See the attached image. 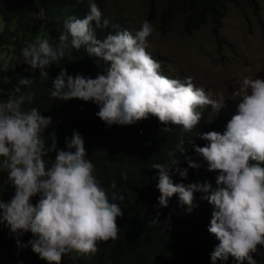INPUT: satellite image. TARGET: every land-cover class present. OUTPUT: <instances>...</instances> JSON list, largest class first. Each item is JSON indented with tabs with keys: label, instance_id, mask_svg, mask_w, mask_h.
Returning a JSON list of instances; mask_svg holds the SVG:
<instances>
[{
	"label": "clouds",
	"instance_id": "9594fccd",
	"mask_svg": "<svg viewBox=\"0 0 264 264\" xmlns=\"http://www.w3.org/2000/svg\"><path fill=\"white\" fill-rule=\"evenodd\" d=\"M87 4L84 17L70 15L64 20L65 31L58 40L38 37L21 49L16 62L33 72L38 69L42 81L49 79L47 69L73 49H83L98 64L102 62L106 67L96 78L70 75L66 67H60L50 97L94 102L99 106L96 115L109 127L133 125L154 116L166 125L164 132L174 125L190 133L203 113L227 125L223 133L200 132L197 137L208 141L206 146L190 142L207 162V170L218 173L217 188L210 182L174 183L173 172L187 179L188 169H181V160L170 151V162L152 165L158 170V203L168 207L169 199L178 194L179 204L191 213L198 207L195 193H205L203 199L215 209L208 231L219 241L210 254L212 264H227L229 257L235 264H258L254 254L264 247V79L244 76L235 84L232 96L240 103L237 114L227 121L220 115L224 98H210L190 76L181 80L168 72L169 77L162 74L160 62L147 51L154 31L147 19L133 33L105 18L96 0ZM109 28L103 37L98 36L97 30ZM8 67L4 64L0 71ZM32 83L33 78L18 81L26 87ZM3 95L0 88V170L7 173L15 193L8 202L0 199V224L15 235L18 247L30 245L48 264H61L73 252L95 254L98 242L118 238L117 218L124 212L117 201L124 202L125 196L115 191V182L102 186L94 163L86 158L85 140L78 130L66 140L67 150L58 149L55 131L45 135L54 122L30 106L34 93L7 99ZM209 105L216 116L204 109ZM184 143L182 135L177 145L180 154L187 151ZM52 152L54 159L49 157ZM185 159L189 168L201 167L191 157ZM28 232L33 238L24 244L21 237Z\"/></svg>",
	"mask_w": 264,
	"mask_h": 264
},
{
	"label": "trees",
	"instance_id": "16d2710c",
	"mask_svg": "<svg viewBox=\"0 0 264 264\" xmlns=\"http://www.w3.org/2000/svg\"><path fill=\"white\" fill-rule=\"evenodd\" d=\"M163 1L147 0L149 22L157 18L158 4ZM246 1L257 21L264 26L260 1ZM229 3L237 4V0H166L159 16L161 28L166 30L175 19H181L184 32L191 36L211 25L213 36L221 48L224 40L220 39V29ZM98 7L109 19L103 8ZM87 11V0H0V53L9 50V55L13 54L9 61L8 57L5 59L0 54V67L4 64L9 66L7 71H0L2 98L34 93L30 106L38 107L42 115L51 117L54 122L45 135L55 131L58 149L67 150L66 140L78 130L85 140L86 158L94 163L102 186L107 188L115 182V191L125 196L124 202L117 201L124 212L123 217L117 218L120 228L118 238L98 242L95 254H66L61 264H212L210 254L219 243L208 231L214 206L203 199L206 194L202 192L195 193L198 207L191 213L186 211V206L179 204L178 194L169 199L168 207L159 206L158 170L152 165L170 162L168 153L172 151L174 158L181 160L179 167L188 169L187 179L173 172L174 183L210 182L216 189L218 173L207 170V162L195 152L190 142L206 146L208 141L197 137L198 134L210 131L223 133L227 125L219 123L218 119L210 120L203 113L200 124L190 133H182L181 128L174 125L170 126L171 131L164 132L162 129L166 125L154 116L133 125L109 127L96 115L99 106L94 102L81 99L59 101L50 97V88L60 67H66L70 75L83 74L86 78H96L106 67L102 62L98 64L97 59L88 56L83 49H73L70 55L47 69V81L40 79L38 69L33 72L30 66L16 62L27 43L35 42L38 37L58 40L65 31L64 20L70 15L82 18ZM109 20L121 29L132 31L121 18ZM110 30H97V34L103 37ZM156 60L161 64L162 60ZM161 72L169 75L163 67ZM22 78H33L32 85H19L18 81ZM182 135L187 148L184 154L177 149ZM55 155L52 152L49 157L54 159ZM185 156L191 157L201 167L189 168ZM14 193L7 173L0 170V199L8 202ZM38 199V196L33 197L32 203L36 204ZM32 238V233L28 232L21 237V241L27 244ZM254 258L258 264H264V247L254 254ZM0 264H48V261L35 254L30 245L23 249L18 247L15 235L0 224ZM227 264H235L232 257Z\"/></svg>",
	"mask_w": 264,
	"mask_h": 264
},
{
	"label": "rangeland",
	"instance_id": "374dc122",
	"mask_svg": "<svg viewBox=\"0 0 264 264\" xmlns=\"http://www.w3.org/2000/svg\"><path fill=\"white\" fill-rule=\"evenodd\" d=\"M109 19L121 18L134 33L147 19V0H96ZM264 22V0H260ZM166 0L158 4L157 18L150 22L154 28L148 38L147 51L171 76L192 77L197 87H202L212 99L224 98L223 118L229 121L238 112L239 98H233L236 85L244 76L264 79V26L260 25L246 0L229 3L220 29L222 47L213 36L212 26L203 27L193 35L184 32L181 19L163 30L159 21ZM9 61V50L0 53ZM211 116L217 113L209 105ZM220 110V111H221ZM219 111V112H220Z\"/></svg>",
	"mask_w": 264,
	"mask_h": 264
}]
</instances>
